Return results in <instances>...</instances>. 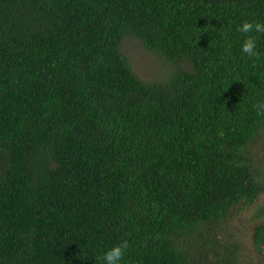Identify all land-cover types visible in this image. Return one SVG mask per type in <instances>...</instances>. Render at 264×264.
<instances>
[{
	"label": "trees",
	"instance_id": "trees-1",
	"mask_svg": "<svg viewBox=\"0 0 264 264\" xmlns=\"http://www.w3.org/2000/svg\"><path fill=\"white\" fill-rule=\"evenodd\" d=\"M244 20L264 0H0V264H104L122 241V264H239L220 230L245 211L261 250L264 34L242 53ZM127 36L174 71L139 76Z\"/></svg>",
	"mask_w": 264,
	"mask_h": 264
},
{
	"label": "rangeland",
	"instance_id": "rangeland-1",
	"mask_svg": "<svg viewBox=\"0 0 264 264\" xmlns=\"http://www.w3.org/2000/svg\"><path fill=\"white\" fill-rule=\"evenodd\" d=\"M122 49L134 71L145 80H165L175 69L176 64L148 51L134 36L125 37ZM171 68L172 71L168 75ZM261 152L264 158V136ZM261 201L264 202V194ZM220 238L226 245L221 247L222 252L230 253L233 249L238 251L239 264H264V246L258 250L253 244V226L246 211L242 215H235L231 222L220 230Z\"/></svg>",
	"mask_w": 264,
	"mask_h": 264
},
{
	"label": "clouds",
	"instance_id": "clouds-1",
	"mask_svg": "<svg viewBox=\"0 0 264 264\" xmlns=\"http://www.w3.org/2000/svg\"><path fill=\"white\" fill-rule=\"evenodd\" d=\"M237 31L244 33L245 37L241 43V52L248 57H259L257 41L259 36L264 34V22L244 20L237 26ZM250 33H254L250 35ZM257 111L264 113V103L256 105ZM128 248V242L122 241L112 245L110 248L103 252L104 264H122L123 257L126 249Z\"/></svg>",
	"mask_w": 264,
	"mask_h": 264
}]
</instances>
